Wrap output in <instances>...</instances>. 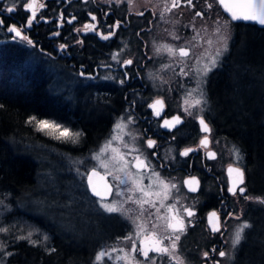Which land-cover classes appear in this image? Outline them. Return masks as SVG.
I'll use <instances>...</instances> for the list:
<instances>
[{"label":"flooded vegetation","instance_id":"1","mask_svg":"<svg viewBox=\"0 0 264 264\" xmlns=\"http://www.w3.org/2000/svg\"><path fill=\"white\" fill-rule=\"evenodd\" d=\"M24 2L25 0H0V19L4 22L0 25V40L19 42L27 48L35 46L38 40H45L50 48L54 47L59 55H63L66 62L64 63L67 65L66 67L64 65V68L66 75L69 76L67 82L79 79L81 82L78 84L82 86L91 84L94 87L93 102L98 108L108 109L104 117L107 126L103 134L94 142V146L99 145L103 135L110 134L112 129L110 135L119 137L117 139L120 140V153L130 156L128 161L130 170L124 173L129 189H135L136 185L133 181L136 180L134 177L137 175L139 183L153 193L148 198L155 201V207L144 205L147 211L140 216L139 206L133 201L140 198L141 193L127 189L129 194L121 199L127 207L128 215L120 212L103 213L110 218V223L101 233L102 240L100 239L94 246L95 250H100L101 247H119L124 249L122 252L124 255L131 248L133 241L137 247H140L141 240L151 231H156L160 236L170 234V230L165 232L163 225L166 219L161 217L167 218L178 211L186 225V231L180 234L178 252L187 264H213V261L217 260L221 261V264H229L226 261L228 258L232 259L233 264L243 263L245 256L243 254L247 246L245 236L255 231L251 228L246 229L243 240L231 255L234 249L231 247L232 235L236 230L235 226L244 221L248 222L246 217L250 206L264 207V204L258 203L255 199L244 197L264 198V194L249 195V173L243 164L240 150V162L228 161L225 141H229L230 136L233 135L224 126L216 89L220 80L222 82L227 78L228 72L234 68L236 71H242L239 67H234L229 54L235 34L246 25L255 29L264 26L246 21L231 23L233 36L228 43V50L222 55L219 64L204 78L206 83L203 87L207 103L204 104L201 113L186 115L173 105V101L179 96L178 91L170 87L163 93L156 90L153 84L151 85L147 73L150 61L152 62L149 53L150 43L157 42V37L154 35L159 31L161 24L162 26L169 23L177 24L178 18L184 12L217 9L230 19L228 13L216 3V0H192L191 4L188 0H177L178 6L175 8H171L172 0H39V3L45 6L40 8L37 5L36 18L31 26L27 25L31 10L24 7ZM208 3L212 4L211 8L207 7ZM9 7H13L14 11L7 12ZM166 7L171 8V11H166ZM93 16L96 17L95 20L92 19ZM184 21L186 18L183 17L180 23ZM85 24L95 25V30H85ZM11 25L21 28L22 34L27 35L32 43L29 44L18 37L13 39L15 34L7 31ZM109 33L114 34L109 35L108 39H103V36ZM159 40V43L164 41L163 35ZM179 47H185L190 52L189 47ZM122 49L125 50L123 58L113 59L116 51ZM54 57L62 56L54 55ZM127 60H131L132 63L126 64ZM71 69H73L72 73ZM194 76L196 79H193L190 90L196 89L197 80L202 78L199 72H194ZM100 93H103L108 100L103 101ZM158 99L164 102L162 110L159 105L156 109L149 107ZM156 111H160V115L157 116ZM175 116H179L181 122L174 127H164V121L166 119L172 121ZM201 117L208 123L211 129L209 133L201 131L199 123ZM121 122L127 127L117 130L115 126ZM205 136L209 139L206 148L200 145V140ZM148 140L155 141V145L148 147ZM189 148L194 151L189 152L187 156L180 155ZM209 152L215 153L214 158L208 156ZM137 156L145 162L146 167L139 169L135 167ZM231 164L244 169L243 187L246 188L244 194H240L237 190L236 195H233L228 191L231 185L227 168ZM91 169L97 168L92 167L89 171ZM101 172L112 186L109 198L103 200L109 201L117 191L116 188L123 184L113 179L111 174L108 176L106 172ZM153 172L158 173L159 178L169 185L167 190L157 183V177ZM87 175L85 181L90 196L101 201V198L91 194ZM192 177L199 181L198 186L192 185L196 186V191H190L189 185L184 183ZM172 185L175 187H171ZM157 192L160 193L159 196L155 195ZM165 194L167 199L164 198ZM129 197L132 199L130 200ZM172 205L175 206L174 212L169 213L168 208ZM186 208L191 209L194 215L189 217L184 211ZM211 212H216L220 218L219 232L212 231L208 218ZM133 220L146 225L145 231L139 237L135 234L136 225L133 224ZM215 222L213 218V223ZM154 224L158 225L155 229L152 228ZM128 235L132 236V241L122 239ZM167 243L168 241H165V244ZM213 249L216 251L213 252ZM221 250L229 255L220 257L218 253ZM205 252L208 253V257L204 256ZM149 255L156 256L155 253ZM111 257L112 259L105 257L107 263L103 264H125L124 261L115 259L114 254ZM138 259L143 260V257L138 256ZM157 260L158 264H168L167 257L163 262L159 257Z\"/></svg>","mask_w":264,"mask_h":264},{"label":"trees","instance_id":"2","mask_svg":"<svg viewBox=\"0 0 264 264\" xmlns=\"http://www.w3.org/2000/svg\"><path fill=\"white\" fill-rule=\"evenodd\" d=\"M44 41L27 48L19 42L0 40V228L8 229L0 232V264H93L94 246L52 217L51 204L40 203L46 196L41 185L46 180L44 173L57 165L53 160L73 174V157L94 147L98 126L106 122L108 109L93 102L91 84L82 86L79 79L74 85L67 82L65 58ZM229 54L234 56V67L242 71L233 67L216 89L222 120L249 173V195H263L264 88L248 87L257 76L251 73L258 68L254 58L264 61V27L241 28ZM260 75L264 77V72ZM100 98L108 100L103 93ZM33 116L55 119L82 132L78 144L38 131L28 123ZM247 216L255 232L245 236L241 264H264V207L250 206ZM29 233L35 244L18 239Z\"/></svg>","mask_w":264,"mask_h":264},{"label":"rangeland","instance_id":"3","mask_svg":"<svg viewBox=\"0 0 264 264\" xmlns=\"http://www.w3.org/2000/svg\"><path fill=\"white\" fill-rule=\"evenodd\" d=\"M197 12L203 13V15L197 16ZM183 17L186 18V21L180 23L183 20ZM178 19L179 21H177V24L175 25L171 23L166 25L164 23L165 25L162 26L161 24L160 28L158 29L159 31L155 33L154 36L157 37V42L150 43L149 53L152 56V62L150 61L149 70L147 73L149 75L151 85L153 84L156 90L165 93L166 89H170L171 87L178 91L179 96L177 99L175 98L173 105L181 112L186 115H190V113L199 114L202 112L201 109H203L204 104L191 108L189 111H185V108L187 107V105L184 103L186 99V93L190 91L189 87H191L190 85L193 83V79H196L194 72L198 73L197 69H202L204 65L207 64L209 56L213 55L216 48L219 46L216 43L217 37L213 33V29L216 27L215 22L217 20L223 22L224 20H229V18H227L223 12L213 9L205 11L184 12ZM232 26L233 25L231 24V38L229 39L228 43H230L233 36ZM197 32L199 33V36L194 41L192 40V37L196 35ZM162 35L164 41L159 43V39L162 37ZM174 36H178L179 39H174ZM209 39L213 41L212 45L207 43ZM164 45H172L175 47L186 46L190 48V52L187 57L181 59L179 56H170L169 53L164 50ZM157 48L161 49L159 53L156 51ZM124 54L125 50L123 49L116 51V60L123 58ZM222 55L218 58V64ZM254 59L256 60L259 69H252L253 71L251 73L257 76L255 83L248 88H259L262 90L264 88V77H262L260 73L264 72V67H260L261 63H264V61L262 58L255 57ZM221 85L222 82L220 80L219 86ZM47 120L55 121L63 127L68 128L55 119ZM97 125H101V123H97ZM106 126V122H104L103 125L98 126V134L96 135L95 141H97L98 137L103 134ZM70 130L72 132H77L72 129ZM110 132L112 133V129ZM110 134L103 135V139L99 145H95L94 147L90 148L88 147L86 149L87 151L85 155L73 157V160L70 163L74 166L73 174H69L68 169L65 166H61L60 161L53 160L52 162L57 165L44 173L46 180L41 185V188L44 191V196H46H43L44 198L40 199V203L43 204V202L48 201L47 203L51 204L50 210L52 217L59 221L65 230L68 229L75 234L80 235V239L89 241L93 246H95L100 241V239L102 240L101 233L110 223V218L107 215H103V213L106 211L101 207V203L119 201L123 205V209L126 212L124 215H128L127 207L125 206L124 201L121 199V197L129 194L127 193V189H129L128 182L118 186L116 188L117 191L114 193L112 198L109 199V201H100L92 198L86 186V175L89 172V169L92 167L106 172L108 176L111 174L113 179L116 176H120L122 179L126 180L124 173L129 172L130 170L128 162L130 156L124 154V158L128 162L127 168L123 172L118 171L119 165L115 164L111 158L114 155L112 151L113 149H116L120 153V140L114 138V136ZM109 141H111V144L107 150L102 152L101 149H103ZM225 143L226 149L228 151L227 155L229 156L228 161L234 163L240 162L241 158L239 161H237L234 151V149L237 148L227 140ZM76 144H78V142ZM103 164H107V167L102 166ZM134 178L136 179L135 181L139 183L137 180V175H135ZM134 178L132 177V179ZM64 186L66 187V190H64ZM262 189H264V186H262ZM118 192L120 195H117ZM69 194L73 197L71 198ZM76 216L77 220L75 219ZM231 247L233 248L232 242ZM113 248L117 249V251H112ZM235 248L231 252V255L234 254ZM119 249V247H101L100 250H95L93 264H95V256L98 252L106 251L110 253L111 256L114 254L117 257L123 254L119 251ZM104 259L103 263H107ZM226 261H228L229 264H233L232 259L230 258H228Z\"/></svg>","mask_w":264,"mask_h":264},{"label":"snow or ice","instance_id":"4","mask_svg":"<svg viewBox=\"0 0 264 264\" xmlns=\"http://www.w3.org/2000/svg\"><path fill=\"white\" fill-rule=\"evenodd\" d=\"M188 3L191 4L192 0H188ZM216 3H218L225 12L228 13L230 19L224 20L221 22L220 20H217L216 27L213 29L214 35L217 37L216 43L219 45L215 53L213 55L209 56L207 64L204 65L202 69H197L201 79L197 80V87L196 89L190 90L186 93V99L184 103L187 105L185 108V111H189V109L200 106L202 104H206L207 100L205 98V92H204V84L206 83V78L208 73L212 71L213 68H215L218 64V58L228 50V41L231 38V23L234 21H246V22H253L255 24H258L260 26H264V0H216ZM37 5L40 8H43L45 5L42 3H39V0H25L24 7L27 10H31V17L27 20V25L31 26L33 20L36 18V7ZM178 6L177 0H172L171 8H175ZM208 8L212 7L211 3L207 4ZM171 8L166 7V11H171ZM14 11L13 7L7 8V12L11 13ZM142 15V13H140ZM197 16H202L203 13L197 12ZM75 19V17H73ZM93 20L96 19L95 16L92 17ZM71 22V21H69ZM3 20L0 19V25H3ZM118 26V24H117ZM84 29L88 31L95 30V25L92 24H85ZM7 31L10 33H14L15 38H20L21 40L27 41L29 44L32 43V41L29 39L27 35L22 34L21 28L11 25L7 28ZM79 31V30H78ZM114 33H109L108 35H104L103 39H108L109 35H113ZM199 36V33L197 32L196 35L192 37V40H196ZM174 39H179L178 36H174ZM209 45L213 44V41L209 39L207 41ZM63 47V46H62ZM164 50L169 53L170 56H179L181 59L187 57L189 55V50L185 47H175L172 45H164ZM156 51L159 53L161 51L160 48H157ZM116 57L113 56V59ZM126 64H131V60L125 61ZM168 67V66H166ZM123 83V81H121ZM163 100H156L153 104L149 105V107L156 109V107L159 105L160 109L163 108ZM3 105H0V108H2ZM203 109H201L202 111ZM155 114L158 116L160 115V111H156ZM191 114V113H190ZM131 122V121H129ZM180 117L175 116L172 118V121L165 120L164 121V127H174L175 124L180 123ZM28 123L33 124L38 131L44 132L47 135L52 136L53 139L57 140H64V141H71L72 143H76L80 136L82 135V132H72L70 129L63 127L62 125L56 123L55 121H50L47 119H37L36 117H31L28 120ZM201 131L205 133H209L211 131L208 123L205 121L203 117L199 120ZM117 130H122L127 127L124 123H117L116 124ZM119 138V137H114ZM111 144V141L108 142V144L105 145L101 151L107 150L109 145ZM148 147H153L155 145V141L148 140L147 141ZM209 144V139L207 136L203 137L200 140V145L203 147H207ZM127 147V145H125ZM114 155L112 156V161L115 162V164L119 165L118 171H125L127 168L128 162L124 158V154L119 153L116 149L112 150ZM194 151V149H185L183 152L180 153V155L187 156L189 152ZM235 155L237 157V161H239L240 152L239 149H234ZM208 156L210 158H214L215 153L209 152ZM98 158V157H97ZM135 167L144 168L146 167V164L143 160L140 159L139 156L135 157ZM102 166L107 167V164H103ZM229 176L232 178L231 183L232 186L229 187L228 191L231 192L233 195H236L237 190L240 194H244L246 192V188L243 187L245 184V172L244 169L241 167H229L228 169ZM234 174V175H233ZM97 175L95 172V169H93L91 175L88 176V183L89 186L92 189V192L94 195L101 198V201H103L106 198V195L111 194V186L105 185L104 192H101L98 190L96 185L92 183V176ZM153 175L157 177V183L162 186L164 190H167L169 188V185L166 184L163 180L159 178V174L153 172ZM114 179L119 180L121 184L127 183L126 180L122 179L120 176L114 177ZM185 184L189 185L190 191H196L197 188L193 187L192 185H199V181L192 177L190 180L185 181ZM133 184L136 185L135 189H129V191H138L141 193L140 198L134 200L133 202L136 203L139 206L140 209V216H143L147 209H145L144 205H149V207H155V201L150 200L148 197H150L153 193L146 189L141 183H137L136 181H133ZM171 187H175V185H172ZM117 195H120L118 192ZM155 195L159 196L160 193L157 192ZM165 199H167V194H165ZM245 199H255L258 203L264 204V198H252L245 196ZM131 200L132 197H129ZM163 206V205H162ZM101 207L108 213H116L120 212L121 214H126L125 210L123 209V205L119 201H113L111 203H101ZM175 206H169L168 211L169 213L174 212ZM157 211H159L157 209ZM184 211L187 213L189 217L194 215V212L186 208ZM150 215V214H149ZM230 215V214H229ZM209 223L211 225L212 231L219 232L221 230L220 225V218L217 215L216 212H211L208 214ZM213 218H215L216 222L213 223ZM239 219V217H236ZM139 219V217H137ZM161 219H166L165 224L163 225V228L165 232H169L170 234L160 236L156 231H151L147 235L144 236V238L141 240V246L137 247L135 241L132 242L131 248L128 250V252H125L124 255L117 256L115 259L124 261L125 264H158L157 257H159V260L161 262L164 261V258L167 257L168 264H187V261L181 256V254L178 252V242L181 239L182 233L186 231V225L182 217L179 216L178 211H176L174 214L168 216L167 218L161 217ZM133 224L136 225L135 234L139 237L141 233L145 231L146 225L143 223H136V220L132 221ZM158 227V225H152V228L155 229ZM251 225L244 221L241 224H239L236 227V230L234 232V235L232 237V246L235 248L238 246L241 241L244 238V233L246 229H249ZM8 229L6 228H0V232H7ZM31 233L28 234V236H21L18 237V239H27L30 243L35 244L36 241L31 240ZM44 239L46 240L47 237L45 236ZM125 241H132V236L128 235L122 238ZM165 241H168L167 244H165ZM53 249L52 251H54ZM112 251H117V249L113 248ZM120 252H124V249H119ZM216 249H213V252H215ZM149 253H155L156 256H150ZM8 255H11V253H7ZM218 255L222 258L227 257L229 254L223 250L219 251ZM108 257L109 259H112L110 253L106 251H100L95 256V264H103L104 257ZM138 256H142L143 260L138 259ZM205 257H208V253H204ZM213 264H221V261H213Z\"/></svg>","mask_w":264,"mask_h":264},{"label":"water","instance_id":"5","mask_svg":"<svg viewBox=\"0 0 264 264\" xmlns=\"http://www.w3.org/2000/svg\"><path fill=\"white\" fill-rule=\"evenodd\" d=\"M229 167H240V166L231 164V165L228 166L227 170L229 169ZM92 171H93V169H91L89 171L88 175H87V184H88V187H89V190H90L91 194L94 195L93 192H92V189H91V187L89 186V183H88V176L91 175ZM95 172L97 173V175L92 176V183L94 185H96V187L98 188V190H100L101 192H104L105 185L111 186V184L109 183V181L107 180V178H106L105 174H103V172H101V171H99L97 169H95ZM231 180H232V178L230 177V185L232 186ZM194 187H196V186H194ZM111 191H112V186H111ZM94 196L95 197H98L96 195H94ZM109 196H110V194L109 195H106V198L105 199L109 198Z\"/></svg>","mask_w":264,"mask_h":264},{"label":"bare ground","instance_id":"6","mask_svg":"<svg viewBox=\"0 0 264 264\" xmlns=\"http://www.w3.org/2000/svg\"><path fill=\"white\" fill-rule=\"evenodd\" d=\"M229 142H230V139H229ZM231 143V142H230ZM232 144V143H231ZM241 161V160H240ZM238 163V162H237Z\"/></svg>","mask_w":264,"mask_h":264}]
</instances>
